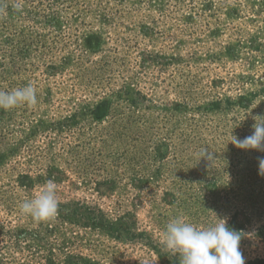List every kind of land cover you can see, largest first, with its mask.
<instances>
[{"label":"rangeland","instance_id":"obj_1","mask_svg":"<svg viewBox=\"0 0 264 264\" xmlns=\"http://www.w3.org/2000/svg\"><path fill=\"white\" fill-rule=\"evenodd\" d=\"M0 5V91L37 95L0 109V264H179L178 216L227 217L264 264V152L230 143L264 115V0ZM49 179L58 214L36 223L19 206Z\"/></svg>","mask_w":264,"mask_h":264},{"label":"clouds","instance_id":"obj_2","mask_svg":"<svg viewBox=\"0 0 264 264\" xmlns=\"http://www.w3.org/2000/svg\"><path fill=\"white\" fill-rule=\"evenodd\" d=\"M21 11L19 3L13 5ZM6 14V6L0 5V15ZM37 104L36 89L31 82L22 88L0 91V109H13L21 105ZM251 135L239 139L231 134L236 148L264 152V115L256 116ZM199 157L211 161L213 155L202 148ZM199 159V160H200ZM258 175L264 178V157L258 159ZM20 211L36 223L47 222L58 214L57 185L49 179L33 198L20 204ZM216 216V215H215ZM252 233L235 230L228 226L227 217L218 218L209 227H197L185 217L178 216L166 224L162 235L163 249L178 257L179 264H245L240 250L241 242L251 239Z\"/></svg>","mask_w":264,"mask_h":264},{"label":"trees","instance_id":"obj_3","mask_svg":"<svg viewBox=\"0 0 264 264\" xmlns=\"http://www.w3.org/2000/svg\"><path fill=\"white\" fill-rule=\"evenodd\" d=\"M102 110H103V108L100 107V108H99V113L97 114V116H99V115L101 114L100 112H102ZM73 264H90V262H89V261H86V262H83V263L76 262V263H73Z\"/></svg>","mask_w":264,"mask_h":264}]
</instances>
